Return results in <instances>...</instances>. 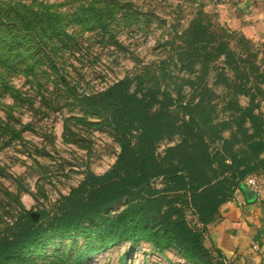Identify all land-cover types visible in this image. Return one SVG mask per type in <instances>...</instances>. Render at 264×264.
<instances>
[{
    "label": "rangeland",
    "instance_id": "1",
    "mask_svg": "<svg viewBox=\"0 0 264 264\" xmlns=\"http://www.w3.org/2000/svg\"><path fill=\"white\" fill-rule=\"evenodd\" d=\"M256 5L257 1H252ZM242 0H0V238H9L23 209L34 225L26 230L3 264H227L205 242L223 203L215 201V176L233 182V193L255 176L264 184V146L240 109L249 97L222 61L182 64L171 56L169 40L198 10L247 22L257 6ZM249 7V9H248ZM264 21V16L259 19ZM264 34V24L258 29ZM245 36V35H244ZM246 37V36H245ZM249 38V37H247ZM264 38V37H262ZM250 39V38H249ZM252 40L264 74V41ZM165 61V62H164ZM164 62V63H163ZM252 86L254 74L248 76ZM127 78L134 101L132 133L154 134V153L184 137L193 106L194 129L202 134L208 156L190 152L188 162L203 223L161 177L116 202L101 217L65 229L61 196L87 173L102 174L116 161L120 146L111 125L85 105ZM259 81V79H258ZM255 110L264 118V81L258 83ZM155 90L151 96L148 90ZM167 91L169 96H165ZM141 101L140 112L136 105ZM141 117L143 119H141ZM264 141V137H263ZM182 215L202 232L205 256L161 245L163 223Z\"/></svg>",
    "mask_w": 264,
    "mask_h": 264
},
{
    "label": "trees",
    "instance_id": "2",
    "mask_svg": "<svg viewBox=\"0 0 264 264\" xmlns=\"http://www.w3.org/2000/svg\"><path fill=\"white\" fill-rule=\"evenodd\" d=\"M169 44L173 50L170 55L182 64L198 62L205 65L221 60L233 73L239 82L238 91L249 97L248 106L240 109L239 125L247 121L253 129L251 135L257 137L250 145L255 149L263 147L264 118L255 112L258 108L255 91L259 89L258 83L264 81V74L256 63L257 49L252 40L228 28L216 15L198 10L186 27L174 32ZM250 74H254V82L252 86H247ZM147 93L155 96L157 92L150 89ZM163 93L169 96L167 91ZM83 99L86 107L94 114L104 117L111 125L120 151L108 170L102 174L87 173L83 181L73 187L68 195L61 196L60 201L65 212L60 222L65 229L78 227L81 220L103 216L116 202L144 189L159 177L170 183L175 192L188 196L186 203L197 211L201 222L205 223L211 218V215L204 217V207L198 204L200 195L190 175L193 170L188 162L190 152L198 153L202 159L208 156L201 132L194 129V119L191 116L193 106H182L189 114L183 139L177 145L166 148L165 156L159 158L154 153L155 135L146 132L141 135L133 134L131 122L127 123L134 119L135 114L134 109L128 106L137 101L134 100L133 93L129 92L127 78L113 83L101 93L85 96ZM140 105L141 101L135 106L139 112ZM214 178L222 186L215 199L221 204L233 195V182L218 176ZM22 211L17 222L9 227L15 228L12 238L7 234L0 238V264L10 260V253L21 237L29 238L27 231L31 230L35 222L30 212L24 209ZM162 226V229L167 230L159 233L158 237L160 234L168 236L161 245H172L183 251L191 250L195 256L207 257L201 230L189 227L182 215L167 219Z\"/></svg>",
    "mask_w": 264,
    "mask_h": 264
},
{
    "label": "crops",
    "instance_id": "3",
    "mask_svg": "<svg viewBox=\"0 0 264 264\" xmlns=\"http://www.w3.org/2000/svg\"><path fill=\"white\" fill-rule=\"evenodd\" d=\"M253 0H242L246 8ZM252 13L245 14L247 22L228 20L227 25L250 39L264 41L258 31L264 21V0H256ZM249 9V7H248ZM206 244L217 250L227 264H264V197H254L250 192L235 191L225 201L218 218L209 226Z\"/></svg>",
    "mask_w": 264,
    "mask_h": 264
},
{
    "label": "built area",
    "instance_id": "4",
    "mask_svg": "<svg viewBox=\"0 0 264 264\" xmlns=\"http://www.w3.org/2000/svg\"><path fill=\"white\" fill-rule=\"evenodd\" d=\"M244 183V192H250L254 197H264V184L255 176H248L247 178H245Z\"/></svg>",
    "mask_w": 264,
    "mask_h": 264
}]
</instances>
